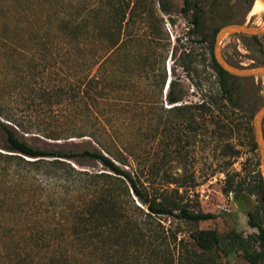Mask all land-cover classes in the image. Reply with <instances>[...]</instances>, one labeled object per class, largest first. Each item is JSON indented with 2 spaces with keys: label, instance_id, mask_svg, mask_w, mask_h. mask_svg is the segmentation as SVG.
Masks as SVG:
<instances>
[{
  "label": "rangeland",
  "instance_id": "1",
  "mask_svg": "<svg viewBox=\"0 0 264 264\" xmlns=\"http://www.w3.org/2000/svg\"><path fill=\"white\" fill-rule=\"evenodd\" d=\"M130 1L133 7L135 0ZM193 1H197L200 8L201 22L197 32L200 35H208V41L200 43V37L192 32L193 26L190 21L194 10L189 12L182 10L185 0H162L167 10H161L157 0H141L139 8L136 9L137 15L124 31L125 38L128 37L125 45L113 54L101 71L105 73L107 82L113 86L119 84L118 79L122 71L131 79L129 84L132 85L131 90L139 86L148 98L158 93L156 84L152 83L154 81L152 75L155 73L164 75L165 72L166 81L161 99L162 130L167 129L172 120L181 119L168 111L173 106L168 102L166 92L170 80L173 81L172 89L182 99L179 105L194 107L201 103L204 95H209V91L214 87L215 72L211 68V59L214 56V30L228 24V21L251 26L264 25V10H259L255 5L257 0ZM51 6L52 3L47 0H0V14L1 11L5 14L7 12L3 20L12 33L13 31L18 33L22 41L34 45L37 51L51 45L54 58L57 57L60 61L62 58L59 55H65L69 49L68 45L63 48L54 47L55 34L46 35L43 30L44 13ZM108 7V0H103L100 9L101 23L106 21L103 14ZM84 37L82 49L70 47V59L82 62L92 59L96 53L105 54L108 39L101 30L88 32ZM221 47L224 57L234 67L254 69L264 65V35H260L256 40L238 33L230 34L223 39ZM183 58L192 68L190 73L183 68ZM20 61L24 62L21 59ZM152 68H155L154 72L151 71ZM68 71L67 66L58 64L44 76L47 75L51 85L65 84L64 79ZM199 81L201 86L197 84ZM26 82L27 79L6 81L0 76V95H9L16 89L15 87L25 85ZM39 83L36 86L39 87ZM240 87L241 109L245 117L238 118L242 116L241 112L230 114L229 119H239L235 120L239 125L232 132L224 131L220 136L215 125L210 122L209 131L203 135L194 134L188 129L182 130L181 140L170 144L172 142L170 132L165 131L162 133V149L157 148L154 142L138 132L128 135L129 146L135 149H113L116 153L119 150L124 153L125 156L119 164L131 172L135 179L150 187V173L158 168L162 183L156 184V187L160 189L162 195L179 202L181 206H187L194 212L213 213L216 216L201 221H189L169 215L153 216L151 218L153 226L156 230L162 231V258L154 259L157 264H167L166 257L170 264H252L245 253L261 249L255 241L259 229L249 223V212L252 211L256 221L264 225V208L259 199L260 195L255 190L257 185L255 172L258 162L261 170V161L258 149L257 151L252 149V142H255L253 118L264 104V76L244 78ZM23 91L24 97L19 99L7 97L6 100L11 101L15 114L35 125L30 132H24L13 124L23 139L36 147L60 149L65 152L81 153L84 150H94L96 145L88 137L59 140L45 137L41 129L46 127L60 131L63 129L62 135L66 136L68 134L65 129L72 124L82 125L86 119L65 105V100L45 109L44 100L39 92L31 93L29 87H24ZM59 100H62L61 97ZM33 101L38 105L32 104ZM148 110L145 109L146 112ZM191 111L197 110L192 108ZM149 112L148 115L151 116ZM2 120L11 124L4 118ZM243 120L250 122L252 131L245 129ZM211 129H215L216 132L212 133ZM5 142L6 133L0 126L1 152L4 151ZM229 145L237 149L239 154L233 156V149L226 148ZM67 161L76 172L70 171L74 176H69L65 182L58 181L52 191L56 194L53 195H48L41 188H29L25 197H22L24 192L18 188H11V183L0 170V264H49L53 248L60 244L55 236L61 233L71 234L81 208L92 197H99L102 194L100 188L108 180L114 188H122L123 194L120 198L126 203L129 212L136 213L140 218L144 217L136 206L147 211L146 206L136 197L127 180L124 178L106 180L97 177L96 175L102 172L114 174L89 157L79 155ZM78 172L83 174L80 175ZM58 173L61 174L63 171ZM50 176L53 177L54 174ZM126 187L129 192L125 190ZM230 188L233 190L227 191ZM201 229H217L224 239L228 252L202 249L192 236L194 231ZM44 233L49 235L48 239L39 242L38 238ZM234 241H237L235 247L232 246ZM66 246L65 248L72 251L79 248L76 241L67 243ZM90 251L89 248H85L83 252H73V255L78 260L96 264L95 257ZM136 252L135 249L131 253ZM138 254L139 252L135 255ZM137 260L136 256H131L129 262L131 264L150 262V259L145 257L141 258L140 263Z\"/></svg>",
  "mask_w": 264,
  "mask_h": 264
},
{
  "label": "trees",
  "instance_id": "2",
  "mask_svg": "<svg viewBox=\"0 0 264 264\" xmlns=\"http://www.w3.org/2000/svg\"><path fill=\"white\" fill-rule=\"evenodd\" d=\"M47 1L51 2L52 6L44 13V33L46 35L55 34L57 46L52 42L54 47L63 48L65 45L69 47L65 55H59L62 58L60 61L57 57L54 58L51 45H47L44 50L37 51L34 45L22 41L18 33L15 31L12 33L3 20L7 12L5 14L1 11L0 14V23H2L0 24V76H3L6 81L27 79L25 85L15 87L16 89L9 95H0V126L6 133L4 151H0V170L6 180L11 183V188H18L24 192L22 197H25L26 190L29 188H41L48 195H53L56 194L52 192L55 184L58 181L65 182L69 176H74L70 171L76 172L67 160H73L79 155L96 160L114 174L102 172L96 176L106 180L107 178L127 180L136 197L146 206L147 211L136 206L144 215L142 218L136 213L129 212L126 203L120 198L123 194L122 188H114L108 180L100 188L102 194L99 197H92L81 208L78 221L71 234L61 233L55 236L60 244L53 248L49 264H89L84 260L74 258L75 255H73V252H83L85 248L91 250L96 264H131L129 262L131 256H136L139 263L141 258L145 257V259H150L149 264H157L154 259L162 258V231L156 230L153 226L151 222L153 216L169 215L189 221L210 220L216 216L213 213L194 212L187 206H181L179 202L162 195L160 189L156 187V184L162 183L158 168L150 173V187L135 179L131 172L119 164L125 156L124 153L120 150L116 153L113 149H135L129 146L128 135L138 132L154 142L159 149H162V133L165 131L170 132L169 136L172 141L170 144L181 140L182 130L188 129L194 134L203 135L204 132L209 131L208 123L210 122L215 125L220 136L224 131L232 132L239 125V122L235 120L245 117L241 109L242 92L240 90L244 78L226 72L212 56L211 68L215 72L213 81L215 88L212 87L209 95L205 94L203 101L194 107L178 104L182 99L172 89L173 81L170 80L166 92L168 102L173 106L168 111L181 119L172 120L171 125L162 130L161 99L163 85L166 81L165 72L164 75L162 73L152 75V80H154L152 83L156 84L158 93H154L149 98L142 93L139 86L131 90L132 85H129L131 79L122 71L118 79L119 84L116 86L110 85L105 78V73H101L113 54L125 45L128 37L125 38L124 31L137 15L136 9L139 8L141 0H135L133 7H131L130 0H108L109 7L103 14L106 17L104 23H101L100 10L103 0H94V2L90 0ZM157 1L161 10H167L162 0ZM192 9L194 10L190 21L193 26L192 32L200 37V43L206 42L208 35H200L197 32L201 22L199 4L197 1L185 0L182 10L189 12ZM218 29L214 30L213 38ZM99 30L108 39L105 54L96 53L92 59L82 62L70 59V47L81 48L85 40L84 35ZM240 35L248 37V35ZM250 37L256 40L259 38V36ZM58 64H64L69 69L64 79L65 84L51 85L47 75L44 76V74ZM182 64L188 73L192 71L189 62L184 58ZM154 70L155 68L151 69L152 72ZM38 83L39 87L36 86ZM197 84L201 86L200 81ZM24 87H29L31 93L41 94L45 109L52 108L53 105L65 100V105L78 114H82L86 119L82 125L72 124L65 129L68 134L66 136L62 135L63 129L62 131L52 127L41 129L45 137L53 140L88 137L96 145L94 150H84L81 153L65 152L60 149L36 147L23 139L18 129L30 132L35 125L15 114L11 101L6 100L7 97L16 99L24 97ZM59 97L62 100H59ZM33 103L35 106L38 105L34 101ZM146 108L149 109L151 116L145 111ZM192 108L197 111H191ZM235 112H241L242 116L229 119L230 114ZM145 114L148 117H145ZM2 118L10 121L11 124ZM243 123L245 129L252 131L249 121L243 120ZM215 129H211V132L215 133ZM226 148L233 149V156L239 154V151L230 145ZM252 149L257 151L256 142H252ZM257 166L255 190L260 195L259 199L264 208V176L259 168V162ZM59 171L63 173L59 174ZM51 174L54 176H50ZM125 190L129 192L127 187ZM230 190L233 188L227 191ZM21 210H24L22 205ZM249 217V223L259 229L255 241L261 249L247 252L245 256L252 264H264V225L256 221L252 211L249 212ZM192 236L205 251L217 249L228 252L225 249L224 239L217 229L197 230L192 233ZM48 237L49 235L44 233L38 241L44 242ZM74 241L78 243V249L72 251V249L65 248L67 243ZM236 242L234 241L233 247L237 245ZM135 249L139 252L138 255H135L137 252L131 253ZM165 259H167V264H170L168 257Z\"/></svg>",
  "mask_w": 264,
  "mask_h": 264
},
{
  "label": "water",
  "instance_id": "3",
  "mask_svg": "<svg viewBox=\"0 0 264 264\" xmlns=\"http://www.w3.org/2000/svg\"><path fill=\"white\" fill-rule=\"evenodd\" d=\"M264 4V0H260ZM244 34L248 36L264 35V25L251 26L243 23H228L221 26L216 35L213 47L214 58L217 63L229 74L236 77H257L264 76V65L254 69H242L231 65L223 55L221 42L230 34ZM263 122H264V104L256 112L253 118L254 137L258 147V153L261 161V171L264 175V135H263Z\"/></svg>",
  "mask_w": 264,
  "mask_h": 264
},
{
  "label": "bare ground",
  "instance_id": "4",
  "mask_svg": "<svg viewBox=\"0 0 264 264\" xmlns=\"http://www.w3.org/2000/svg\"><path fill=\"white\" fill-rule=\"evenodd\" d=\"M255 5H257V7L259 8V10H260V9L264 10V4H263L262 1L257 0V2H256ZM256 10H257V9H256Z\"/></svg>",
  "mask_w": 264,
  "mask_h": 264
}]
</instances>
